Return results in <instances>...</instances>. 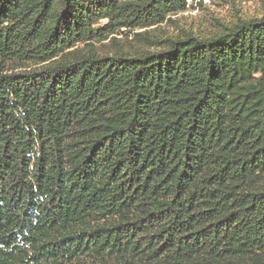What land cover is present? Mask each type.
Segmentation results:
<instances>
[{"label":"trees","instance_id":"trees-1","mask_svg":"<svg viewBox=\"0 0 264 264\" xmlns=\"http://www.w3.org/2000/svg\"><path fill=\"white\" fill-rule=\"evenodd\" d=\"M183 10L0 0V264H264V15Z\"/></svg>","mask_w":264,"mask_h":264},{"label":"rangeland","instance_id":"rangeland-1","mask_svg":"<svg viewBox=\"0 0 264 264\" xmlns=\"http://www.w3.org/2000/svg\"><path fill=\"white\" fill-rule=\"evenodd\" d=\"M261 15H264V0H185V10L169 14L167 17L170 20L166 18L158 26L151 27H156L154 32L160 38L175 37L185 31L205 37L220 31L237 18ZM142 30L135 29L134 32ZM115 36L125 42L123 33ZM128 39H132V34L128 35Z\"/></svg>","mask_w":264,"mask_h":264}]
</instances>
